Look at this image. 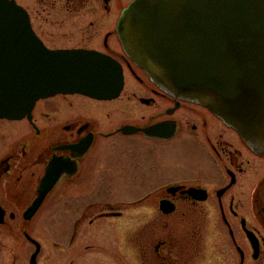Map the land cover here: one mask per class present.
I'll list each match as a JSON object with an SVG mask.
<instances>
[{
    "label": "flooded vegetation",
    "instance_id": "flooded-vegetation-1",
    "mask_svg": "<svg viewBox=\"0 0 264 264\" xmlns=\"http://www.w3.org/2000/svg\"><path fill=\"white\" fill-rule=\"evenodd\" d=\"M9 1L48 50L115 62L122 87L112 100L58 94L0 119L7 264L34 253L35 264H264V156L133 64L116 25L134 0ZM51 167L56 182L27 218Z\"/></svg>",
    "mask_w": 264,
    "mask_h": 264
},
{
    "label": "water",
    "instance_id": "water-1",
    "mask_svg": "<svg viewBox=\"0 0 264 264\" xmlns=\"http://www.w3.org/2000/svg\"><path fill=\"white\" fill-rule=\"evenodd\" d=\"M116 32L161 91L207 108L264 156V0H134ZM121 87L115 62L91 51L48 50L24 10L0 0V119L20 120L58 94L112 100ZM54 172L47 168L27 218L55 184Z\"/></svg>",
    "mask_w": 264,
    "mask_h": 264
},
{
    "label": "rangeland",
    "instance_id": "rangeland-1",
    "mask_svg": "<svg viewBox=\"0 0 264 264\" xmlns=\"http://www.w3.org/2000/svg\"><path fill=\"white\" fill-rule=\"evenodd\" d=\"M43 215H45V212L44 211L39 214L40 220H41V218H42ZM38 224H39L38 222H35L33 224V228H35L36 230H38V228H37L38 227ZM1 241L6 242V243L9 244L10 240L7 238V234H5V239L1 238ZM19 254H21V251H19ZM8 257H10V254L7 253V251H3L2 249H0V263H4V264L6 263L7 264V261L9 260ZM43 257H44V255H43ZM42 258H39L38 259V261H40L39 264H42Z\"/></svg>",
    "mask_w": 264,
    "mask_h": 264
},
{
    "label": "bare ground",
    "instance_id": "bare-ground-1",
    "mask_svg": "<svg viewBox=\"0 0 264 264\" xmlns=\"http://www.w3.org/2000/svg\"><path fill=\"white\" fill-rule=\"evenodd\" d=\"M56 96V95H55Z\"/></svg>",
    "mask_w": 264,
    "mask_h": 264
}]
</instances>
